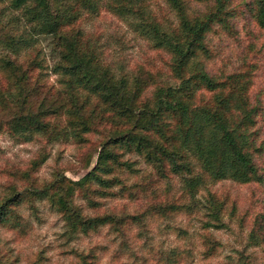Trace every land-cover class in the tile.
Listing matches in <instances>:
<instances>
[{
	"label": "trees",
	"instance_id": "trees-1",
	"mask_svg": "<svg viewBox=\"0 0 264 264\" xmlns=\"http://www.w3.org/2000/svg\"><path fill=\"white\" fill-rule=\"evenodd\" d=\"M149 1L0 0V132L23 142L38 135L84 141L86 133L100 134L96 165L86 175L73 180L61 173L39 185L25 174L23 179L32 184L0 199V224L20 225V204L36 196L52 203L72 236L104 225L122 232L130 217L90 215L78 197L95 206L96 195L115 197L130 189L116 175L122 168L133 169L123 158L130 152L162 176L180 175L188 193L206 210V225L217 229L225 225L226 200L214 193L205 200L197 198L204 175L214 181H262L256 156L264 151V140L257 142L258 135L251 131L262 107L249 95L257 64L220 76L207 68L212 58L209 33L216 26L233 31L232 1L193 0L206 5L193 14L189 0H165L176 22L156 18ZM245 5L264 29V0ZM102 7L170 55L167 78L121 74L104 59L79 25L85 15L98 14ZM6 12L13 13L9 22L2 20ZM17 19L24 30L18 35L11 26ZM41 36L51 37L58 51L52 68L39 50ZM50 73L56 82H50ZM44 161L35 160L34 168ZM156 208L165 210L163 205ZM263 234L264 214L256 218L250 238L259 244ZM84 256V264H92L90 253ZM7 258L0 251V264H9ZM248 259L242 264H253Z\"/></svg>",
	"mask_w": 264,
	"mask_h": 264
},
{
	"label": "rangeland",
	"instance_id": "rangeland-1",
	"mask_svg": "<svg viewBox=\"0 0 264 264\" xmlns=\"http://www.w3.org/2000/svg\"><path fill=\"white\" fill-rule=\"evenodd\" d=\"M231 1L236 14L231 21L233 31L216 26L209 33L212 58L207 68L220 76L257 64L249 95L254 105L262 107L251 130L260 142L264 140V29L245 5L250 0ZM189 2L193 14L206 8L204 3ZM149 5L156 18L176 22L165 0H150ZM11 17L13 13L6 12L2 20L9 22ZM21 21L11 25L16 35L24 32ZM80 21L84 36L98 44L104 59L117 72L167 78L170 55L133 31L127 20L102 7L98 14H87ZM38 46L52 68L59 58L52 38L41 36ZM49 75L50 82H56V77ZM99 141L96 132L86 133L84 141L73 137L50 140L38 135L28 142L0 132V199L15 188L32 184L23 179L28 173L39 185L61 173L80 179L96 165ZM43 157L45 161L35 169L34 161ZM123 158L132 162L133 169L122 168L116 175L130 189L115 197L96 195L95 206L78 197L90 215L130 217L122 232L104 225L87 235L72 236L52 203L35 196L20 204V225L13 221L0 224V251L7 254L9 264H84L88 253L92 264H242L244 257L253 264H264V242L256 244L250 238L256 218L264 214V151L256 156L262 181H214L204 175L197 198L205 200L214 193L226 200L225 225L219 229L206 225V210L188 193L180 175L162 176L134 152ZM88 160L91 162L86 168ZM156 205H163L165 210L157 211ZM208 238L214 241L210 243Z\"/></svg>",
	"mask_w": 264,
	"mask_h": 264
}]
</instances>
